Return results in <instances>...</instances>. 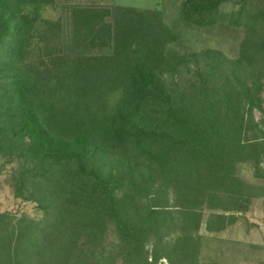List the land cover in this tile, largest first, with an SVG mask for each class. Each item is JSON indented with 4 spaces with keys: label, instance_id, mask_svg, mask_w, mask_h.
<instances>
[{
    "label": "trees",
    "instance_id": "16d2710c",
    "mask_svg": "<svg viewBox=\"0 0 264 264\" xmlns=\"http://www.w3.org/2000/svg\"><path fill=\"white\" fill-rule=\"evenodd\" d=\"M220 4L221 0H184L183 19L203 27L219 14V19L234 23V12L219 11ZM112 9L77 6L72 19L78 49L110 47L114 53L64 55L69 60L75 57L73 64L64 71L46 73L44 83L42 77L39 81L26 75L20 66L27 34L22 10L11 0H0V52L5 68L0 74L8 72L10 77L4 78L12 84L0 102V114L6 101L15 103L12 111L19 110L9 114L16 118L14 125L7 124L6 116L0 119V152H17L22 158V194L45 213L40 221L29 220L25 226L19 222L21 231V227L13 230L8 213H0V264L8 260L10 264H100L106 258L108 228L116 236L115 257L127 264H154L146 246L162 225L161 204L134 217L130 204L112 187L115 183L94 164L100 145L95 122L107 109V105L99 106L95 114L90 112L97 101L94 98L118 95V105L110 109L113 117L108 132L128 145L134 165L144 167L151 176L177 183L188 193V182L181 181L180 174L194 171L199 181L206 175L204 192L210 209L245 211L256 195L236 173V157L247 126L241 102L253 103L258 98L257 82L256 92L247 79L231 77V84L223 85L212 70L198 66L200 87L181 90L185 103L177 104L174 85H164L161 76L167 71L171 77H184L178 66L186 63L185 57L197 55L171 50L179 36L166 27L161 11ZM238 16L237 20L244 21ZM239 21L234 24L239 26ZM251 33L256 30L252 28ZM247 53L248 46L243 56ZM199 56L207 57L204 52ZM43 93V108L38 110L32 97ZM182 206L195 210L199 205ZM226 226L223 221L220 229ZM193 239L179 237L176 248L182 252L177 261L171 259L172 264L191 263Z\"/></svg>",
    "mask_w": 264,
    "mask_h": 264
},
{
    "label": "rangeland",
    "instance_id": "374dc122",
    "mask_svg": "<svg viewBox=\"0 0 264 264\" xmlns=\"http://www.w3.org/2000/svg\"><path fill=\"white\" fill-rule=\"evenodd\" d=\"M11 1L22 10L24 32L27 33L25 42L22 43L20 66L26 75L39 81L42 77L44 83L46 73L61 72L68 64H73L75 57L69 60L64 55L114 53L110 47H76L72 16L73 9L77 6L110 10L123 6L142 11H161L166 27L179 36V42L171 50L182 55H197L185 57L183 60L186 63L178 66L177 70L184 72V77H171L167 71L161 76L164 77V85H174V99L179 105L185 103V93L181 90L200 87L196 70L198 66L207 71L212 70L215 73L213 76L223 80V85L231 84V77L247 79L248 86L256 92L257 88L254 86L257 82V87L260 88L258 98L253 103L246 100L241 102V114H244L247 126L245 125L239 139L236 173L246 182L248 191L256 194L245 211L208 208V197L204 192L207 189L206 175L199 181L198 177L192 175L194 171L182 172L179 179L188 182L189 191L186 193L181 191L183 189L177 183L163 182L161 178L151 176L152 173L144 167L135 166L134 160L129 157L128 145L124 141L114 140L111 136L114 133L108 132V123H111L113 117V110L110 109L118 105V95L94 98L97 101L92 103L90 112L95 114L99 106L107 105L105 113L95 122L100 145L96 148L93 161L100 166L109 181L115 183L112 187L130 204L133 216L146 215L153 204H161L159 218L162 225L151 234L146 246L150 261L154 264H172L171 259L177 261L182 252L176 248L179 237L186 240L195 237L190 264H264V0H221L219 11L234 12V23L239 21L235 17L238 15L244 21H239L240 25L236 26L229 19H219L220 15L216 14L213 22L203 27L183 19L184 0ZM109 20L113 21V18ZM252 28L256 30L255 34L251 33ZM247 46L248 53L243 56V50ZM202 52L207 57L199 56ZM2 56L1 51L0 71L5 69ZM241 58L244 60L242 63L239 62ZM57 61L63 64L57 66ZM255 72L257 79L253 77ZM4 77H10V74H0V102L6 98L5 94L12 85ZM41 98L45 100V93L38 98L32 97L38 110L43 108ZM14 104L6 101L5 110L0 114V119L6 116L8 125L16 123V118L9 115L19 111L11 110ZM104 137L107 138L106 143ZM24 164L17 152H0V213L9 214L15 231L21 227V221L25 222V226L29 224V220L40 221L45 217L39 204L27 198L25 192L22 194L19 177ZM202 196H205L204 200L198 202ZM185 204L188 207L199 206L195 210H188L181 207ZM222 215L226 218L220 217ZM223 221L227 226L220 229ZM22 228L20 231L24 230ZM115 241L112 228H108L104 249L106 258L102 257L105 260L100 264H127L123 258L115 257ZM2 254L8 256L6 251ZM6 264H10V261Z\"/></svg>",
    "mask_w": 264,
    "mask_h": 264
}]
</instances>
